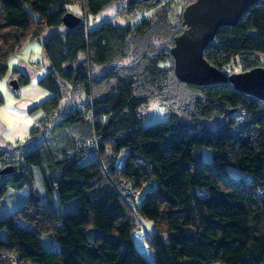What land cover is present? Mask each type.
<instances>
[{"label":"trees","instance_id":"16d2710c","mask_svg":"<svg viewBox=\"0 0 264 264\" xmlns=\"http://www.w3.org/2000/svg\"><path fill=\"white\" fill-rule=\"evenodd\" d=\"M161 2L0 0V77L28 40L58 28L41 40L48 72L38 84L52 97L36 107L44 118L31 130L34 147L0 146V205L9 191L29 192L12 213L0 211V264H264V98L229 82L179 80L171 50L182 16L175 25L88 22L119 4L134 13ZM75 5L83 14L68 28L63 17ZM204 56L227 74L235 60L240 71L264 67V0L220 27ZM12 79L17 90L31 83L18 70ZM155 101L169 107V120L145 125ZM47 234L56 250L43 246Z\"/></svg>","mask_w":264,"mask_h":264},{"label":"rangeland","instance_id":"374dc122","mask_svg":"<svg viewBox=\"0 0 264 264\" xmlns=\"http://www.w3.org/2000/svg\"><path fill=\"white\" fill-rule=\"evenodd\" d=\"M189 1L190 0H162L160 4L153 8H145L134 13L127 12L125 3L119 4L116 8L114 7L110 13L90 16L88 22L91 28L100 26L104 23L119 27H126L128 25L135 27L144 19L152 22L156 20H164L169 24L175 25L180 22L184 7ZM71 11L77 15L83 14L81 8L78 6L72 7ZM57 29L49 28L40 40H28L17 53L10 57L8 61L9 70L5 76L0 77V94L4 99V104L0 105L1 147L7 148L9 146L26 145L24 146L26 147L24 152L29 150V148L34 147L35 142L33 141V138H31V130L38 126L39 122L44 118V112L36 107L52 97V94L48 90L38 84L39 80H41L48 72L47 67L43 63V47L41 40L47 38ZM163 66H168V64L163 63ZM226 69H229L231 73H234L232 70L239 72L241 67L238 61L235 60L230 67ZM14 70H18L30 77L31 83L22 86L19 90H14L10 84ZM81 101H85L82 96H80L79 99L76 98V101L68 107V110L63 115L65 116L67 113L74 111ZM168 120L169 107L164 103L155 101L150 105L145 116V125L157 122H168ZM57 121L58 119L54 121L49 130L52 129ZM219 123L220 120L210 121L212 128H217ZM28 146L30 147L27 149ZM203 152L204 159H209L210 150L204 148ZM90 158L95 159L96 155L89 157V159ZM1 165L2 164H0V166ZM230 171L232 174H241V172L234 168H230ZM34 176L35 185L38 191L41 190L44 192L45 186L40 167H34ZM149 188L150 186H147L145 190H148ZM54 197L58 198L56 193L54 194ZM74 204L75 202L70 205ZM70 205L66 210H69L68 208H70ZM146 224L149 229H152V222H146ZM135 238L143 254L154 262L155 251L149 245V242L145 237V231L138 230L135 233Z\"/></svg>","mask_w":264,"mask_h":264},{"label":"water","instance_id":"95a60500","mask_svg":"<svg viewBox=\"0 0 264 264\" xmlns=\"http://www.w3.org/2000/svg\"><path fill=\"white\" fill-rule=\"evenodd\" d=\"M147 1V0H146ZM259 0H195L182 13L181 34L175 37L171 52L175 74L179 80L195 85L231 83L238 90L264 98V67L227 74L212 65L204 56V50L214 39L220 27L238 23L241 16ZM81 18L68 12L63 17L66 27L78 25ZM17 90V80L10 82ZM3 169L1 172H6Z\"/></svg>","mask_w":264,"mask_h":264},{"label":"crops","instance_id":"0c3cea01","mask_svg":"<svg viewBox=\"0 0 264 264\" xmlns=\"http://www.w3.org/2000/svg\"><path fill=\"white\" fill-rule=\"evenodd\" d=\"M75 6H70V7H75ZM0 12H1V8H0ZM28 193H29L28 189H26V191L25 189L12 191V192L9 191L3 198V201L0 205V211L7 214L12 213L17 209L19 205H21L23 201L26 200ZM3 236H5V233H3ZM41 240L43 246L48 250H56L58 248L52 235L49 234L43 235Z\"/></svg>","mask_w":264,"mask_h":264},{"label":"built area","instance_id":"2783aa9c","mask_svg":"<svg viewBox=\"0 0 264 264\" xmlns=\"http://www.w3.org/2000/svg\"><path fill=\"white\" fill-rule=\"evenodd\" d=\"M123 158H124V157H123ZM123 158H121V159L119 160V162H118V168H121V167H122V165H123V161H124ZM122 185L125 186V183L122 182ZM127 190H128V192H129L131 195H133V197H134L135 199H138V198H139V194H138L137 192H133V191H131L130 188H128ZM13 260H14V258H13Z\"/></svg>","mask_w":264,"mask_h":264}]
</instances>
